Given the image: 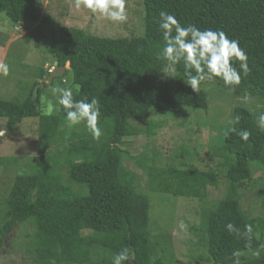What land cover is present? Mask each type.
Segmentation results:
<instances>
[{
	"label": "trees",
	"instance_id": "1",
	"mask_svg": "<svg viewBox=\"0 0 264 264\" xmlns=\"http://www.w3.org/2000/svg\"><path fill=\"white\" fill-rule=\"evenodd\" d=\"M144 33L104 37L66 26L44 10L39 0H0V12L14 24L47 27L48 51L59 66L70 64L62 78L71 73L75 100L96 98L99 102V141L84 123L69 126L63 106L46 114L40 85L51 66L39 69L30 96L24 101L0 98V118L8 128L27 117L39 118V156L30 171L15 176L11 186L0 188V250L17 226L30 225L26 250L32 264H113V257L127 248L125 264H169L157 252L166 250L167 232L153 238L150 191L199 199L201 221L192 227L200 237L212 264H264V218L253 217L242 208L241 189L250 186L254 164L264 167V131L257 116L244 104L234 108L233 127L248 130L244 142L232 131L212 154L225 168L227 195L209 204L208 188L222 181L218 169H198L186 145L179 164H162L153 148L140 155L124 146L129 136L157 134L161 122L150 118V103L161 114L181 107L208 108L209 93L204 84L215 83L241 99L264 102V0H143ZM174 15L181 25L201 30L224 31L237 39L248 56L249 72H241V83L225 86L220 78L202 83L194 92L187 85L183 61L175 73H162L166 61L157 58L164 46L159 13ZM239 71V62H236ZM54 82V81H53ZM146 121L142 128L137 122ZM232 127V128H233ZM189 154H187V151ZM154 151V152H153ZM180 151V150H179ZM133 161L142 173L126 165ZM191 160V161H190ZM17 163L13 159H9ZM178 161V160H177ZM146 185L141 184L139 179ZM264 206V186L258 191ZM232 223L239 232H229ZM250 225L252 231H246Z\"/></svg>",
	"mask_w": 264,
	"mask_h": 264
},
{
	"label": "rangeland",
	"instance_id": "2",
	"mask_svg": "<svg viewBox=\"0 0 264 264\" xmlns=\"http://www.w3.org/2000/svg\"><path fill=\"white\" fill-rule=\"evenodd\" d=\"M44 10L50 13L60 23L83 29L89 33L104 37H121L144 33V4L143 0H126L127 20L113 23L99 14H93L87 9L77 10L73 0H39ZM28 24L14 25L7 16L0 12V62L9 65V74L0 75V98L13 101H24L30 96L36 79H40L39 69L55 64L53 56L48 51L49 33L47 27ZM70 64H67L69 69ZM71 73L63 80L54 79L51 85H44L41 99L46 114L48 106L52 105L54 113L59 108L57 95L52 89L56 87L78 88L72 86ZM209 93L208 108L181 107L168 114H161L156 103H150V118L161 122L157 134L150 138L146 134L129 136L124 145L134 155H140L147 149L153 148L162 156V164H179L181 146L186 145L198 155L193 165L198 169L219 170L223 181L218 186L208 188L209 204L224 198L228 192L225 181V168H218L222 160L214 157L211 146H220L234 124V108L244 104L254 112L264 108V102L259 98L241 99L229 90L215 83L204 84ZM231 121V123H230ZM145 128L146 121L137 122ZM39 118L27 117L16 125L14 130L8 128L7 119L0 118V188L10 187L16 175L30 171L32 164L39 156ZM180 150V151H179ZM153 151V152H154ZM187 154H189L188 150ZM15 160L17 163L9 161ZM178 160V161H177ZM191 161V160H190ZM126 165L138 173L142 169L133 161L126 160ZM253 179L250 186L241 189L242 208L253 217L264 218V206L258 191L264 186V167L254 164ZM143 178H140L141 182ZM145 181H142V185ZM144 185H146L144 183ZM150 216L152 218L153 238H158L162 232L168 233L166 250L157 252L158 257H164L169 264H212L200 255L205 254L200 244V237L192 231L194 225L201 221L200 210L202 202L186 196L150 191ZM33 229L30 225L17 226L11 234L15 240L8 238L0 250V264H32L33 257L26 250L28 238L26 234Z\"/></svg>",
	"mask_w": 264,
	"mask_h": 264
},
{
	"label": "clouds",
	"instance_id": "3",
	"mask_svg": "<svg viewBox=\"0 0 264 264\" xmlns=\"http://www.w3.org/2000/svg\"><path fill=\"white\" fill-rule=\"evenodd\" d=\"M73 3L77 10L87 9L113 23L127 20L126 0H73ZM159 17L158 26L162 31L164 46L157 54V58L166 61L162 73L167 76L175 73L177 65L183 61L187 85L198 93L202 83L214 81L216 78H220L229 88L239 85L241 72L244 75L249 72L246 52L241 48L237 39L229 38L224 31L211 28L201 30L194 25H181L174 15L166 11H161ZM237 61L239 71L235 66ZM54 68L55 65L53 70ZM8 74L9 65L0 62V75L7 76ZM52 91L58 94L57 104L63 106L67 124L71 127L84 123L92 138L99 141L102 130L98 124L100 117L98 100L96 98H92L91 101L75 100L72 88L56 87ZM52 110L50 104L48 112L51 113ZM256 120L257 127L264 131V113L258 115ZM234 121L239 123L240 117H234ZM232 131L242 141L248 142L251 135L248 130L237 131L233 127ZM226 227L229 232H239V229L232 223H228ZM245 228L249 233L252 231L250 225H246ZM128 261H130V254L127 248L122 249L113 257V264H125Z\"/></svg>",
	"mask_w": 264,
	"mask_h": 264
},
{
	"label": "water",
	"instance_id": "4",
	"mask_svg": "<svg viewBox=\"0 0 264 264\" xmlns=\"http://www.w3.org/2000/svg\"><path fill=\"white\" fill-rule=\"evenodd\" d=\"M66 70H67V66H59L58 62H55L54 70L50 72L48 79L46 80V82L44 81L43 84L51 85L54 79L63 76Z\"/></svg>",
	"mask_w": 264,
	"mask_h": 264
},
{
	"label": "built area",
	"instance_id": "5",
	"mask_svg": "<svg viewBox=\"0 0 264 264\" xmlns=\"http://www.w3.org/2000/svg\"><path fill=\"white\" fill-rule=\"evenodd\" d=\"M50 70L52 71L53 70V67Z\"/></svg>",
	"mask_w": 264,
	"mask_h": 264
},
{
	"label": "crops",
	"instance_id": "6",
	"mask_svg": "<svg viewBox=\"0 0 264 264\" xmlns=\"http://www.w3.org/2000/svg\"><path fill=\"white\" fill-rule=\"evenodd\" d=\"M47 67V66H46Z\"/></svg>",
	"mask_w": 264,
	"mask_h": 264
}]
</instances>
